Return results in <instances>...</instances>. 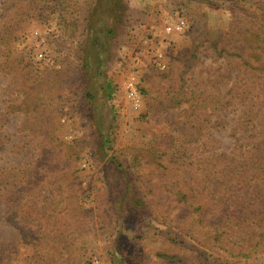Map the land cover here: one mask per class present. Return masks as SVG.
I'll return each mask as SVG.
<instances>
[{"label":"rangeland","instance_id":"1","mask_svg":"<svg viewBox=\"0 0 264 264\" xmlns=\"http://www.w3.org/2000/svg\"><path fill=\"white\" fill-rule=\"evenodd\" d=\"M92 2L0 0V264H264V0H124L102 77Z\"/></svg>","mask_w":264,"mask_h":264},{"label":"trees","instance_id":"2","mask_svg":"<svg viewBox=\"0 0 264 264\" xmlns=\"http://www.w3.org/2000/svg\"><path fill=\"white\" fill-rule=\"evenodd\" d=\"M124 10V0H94V2H92L87 9L85 19L87 21L88 40L85 46L84 67L87 72L92 71V73L96 75V77L103 76V72L105 69L104 63L106 61V53L108 51L105 48L109 46L111 38L116 34L117 30L115 26L122 22ZM92 42L96 44L97 48H95L94 51L91 53L90 49L92 47ZM91 59L96 62L94 66H92L91 64ZM107 82L108 83L106 88L104 86H101V89H103L104 92L106 90L107 96L111 97V93L113 92L111 88V82ZM103 139L104 137L101 136L100 141L102 145L100 146L99 150H103L106 145V141H103ZM257 148L260 149V147ZM258 167V171H261L262 169H260L259 165ZM251 169L257 171L256 164H253L251 166ZM202 172L204 173L205 178H211L212 180L220 179L218 175L224 176V174H222V171H219L216 165H214L211 170H208V172H206V170L204 169ZM261 194H263V192L261 191V188L257 186V188L255 189L254 197L260 196ZM173 195H176V197H174L176 201L183 203L184 205H188V203H186V200L188 198V195L186 193L182 191H177L176 193H173ZM237 195L238 198L235 200V204L240 205V213L241 211L244 213V210L250 211L255 210L257 208V206L255 207L254 205L253 207L250 206V203H254V201H251V199V202H248L247 206L243 205L239 197L241 193H237ZM208 198H210V195H208ZM259 206L264 207V203L259 204ZM237 207L238 206L234 205L233 209ZM214 208L217 209L218 212L220 211L217 205H214ZM223 208H225V206H223ZM197 209H202L201 202H198Z\"/></svg>","mask_w":264,"mask_h":264},{"label":"built area","instance_id":"3","mask_svg":"<svg viewBox=\"0 0 264 264\" xmlns=\"http://www.w3.org/2000/svg\"><path fill=\"white\" fill-rule=\"evenodd\" d=\"M183 26V24L181 23L179 26H178V28H181ZM169 31L172 29V27L171 26H169L168 28H167ZM39 57L40 58H42L43 57V54L42 53H40L39 54ZM128 90H129V94L131 95V96H136V94H137V89H136V87L134 86V82H129V84H128Z\"/></svg>","mask_w":264,"mask_h":264}]
</instances>
